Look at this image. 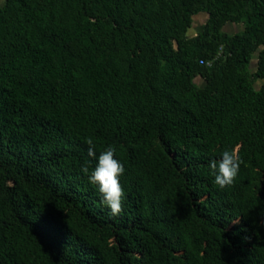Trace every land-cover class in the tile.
<instances>
[{
  "label": "trees",
  "instance_id": "trees-1",
  "mask_svg": "<svg viewBox=\"0 0 264 264\" xmlns=\"http://www.w3.org/2000/svg\"><path fill=\"white\" fill-rule=\"evenodd\" d=\"M0 264H264V0H0Z\"/></svg>",
  "mask_w": 264,
  "mask_h": 264
},
{
  "label": "clouds",
  "instance_id": "clouds-1",
  "mask_svg": "<svg viewBox=\"0 0 264 264\" xmlns=\"http://www.w3.org/2000/svg\"><path fill=\"white\" fill-rule=\"evenodd\" d=\"M88 153L94 157L93 166L87 164L82 166L83 172L87 175L88 181L95 185L99 194L100 202L106 207L109 214L117 216L123 208V197L125 190L121 184V174L125 171L124 162L116 155L117 147L109 144L103 150L97 152L91 139L88 141ZM240 157L234 148H225L219 153V158L209 160V169L214 183L225 187L234 182L240 168Z\"/></svg>",
  "mask_w": 264,
  "mask_h": 264
},
{
  "label": "crops",
  "instance_id": "crops-1",
  "mask_svg": "<svg viewBox=\"0 0 264 264\" xmlns=\"http://www.w3.org/2000/svg\"><path fill=\"white\" fill-rule=\"evenodd\" d=\"M204 17H205V13L204 12H200L198 14H196L194 17H193V20H192V23H191V27H190V30L188 32H190L189 35H193L195 34L196 30L200 27V25L203 23V20H204ZM201 19V20H200ZM231 22H227L225 25H230ZM223 26V27H224Z\"/></svg>",
  "mask_w": 264,
  "mask_h": 264
},
{
  "label": "rangeland",
  "instance_id": "rangeland-1",
  "mask_svg": "<svg viewBox=\"0 0 264 264\" xmlns=\"http://www.w3.org/2000/svg\"><path fill=\"white\" fill-rule=\"evenodd\" d=\"M200 20H201V19H200ZM240 28H241V26H240L239 24H233V23H231L230 25H225V26L223 27V29L226 30V31H228V32H233V31L238 30V29H240ZM188 34H190V32H188ZM197 80H198V82L201 81L200 78H197ZM258 81H259V80H258Z\"/></svg>",
  "mask_w": 264,
  "mask_h": 264
},
{
  "label": "built area",
  "instance_id": "built-area-1",
  "mask_svg": "<svg viewBox=\"0 0 264 264\" xmlns=\"http://www.w3.org/2000/svg\"><path fill=\"white\" fill-rule=\"evenodd\" d=\"M221 51H222V46H219V49H218L216 55L221 54ZM210 62H211V60H204V59H202V58L199 59V63H200V64H206V65H209Z\"/></svg>",
  "mask_w": 264,
  "mask_h": 264
}]
</instances>
